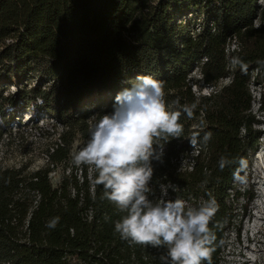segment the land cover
<instances>
[{"label": "trees", "instance_id": "1", "mask_svg": "<svg viewBox=\"0 0 264 264\" xmlns=\"http://www.w3.org/2000/svg\"><path fill=\"white\" fill-rule=\"evenodd\" d=\"M258 1L0 0V142L9 110L12 119L24 107L30 117L62 125L44 166L0 164V264H160L165 249L130 244L114 233L123 214L100 200L95 170L75 167L70 156L74 141L86 143L89 125L113 111L117 93L138 75L162 81L169 102L197 104L193 119L180 117L184 137L165 146L163 163L153 161L151 186L158 192L170 185L192 205L208 192L215 196L219 210L210 227L223 244L212 259L221 263L229 231L237 228L235 202L244 195L234 173L245 170L261 137L250 90L252 72L264 84ZM233 56L247 64L246 72L230 63ZM196 68L200 77L192 79ZM10 84L16 92L6 91ZM193 84L212 91L197 95ZM205 131L211 140L194 148L188 137ZM221 155L246 164L220 171ZM60 166L54 185L51 173ZM54 217H60L57 227L46 228ZM218 221L226 223L216 229Z\"/></svg>", "mask_w": 264, "mask_h": 264}, {"label": "clouds", "instance_id": "2", "mask_svg": "<svg viewBox=\"0 0 264 264\" xmlns=\"http://www.w3.org/2000/svg\"><path fill=\"white\" fill-rule=\"evenodd\" d=\"M230 63L247 71V64L238 56L231 57ZM258 63L264 65V61ZM130 83V88L117 93L113 111L89 125V138L70 154L71 163L95 170L93 183L103 189L100 200L109 201L123 214L114 221V233L122 240L165 249L159 256L160 264H213L212 255L223 244L210 227L219 210L215 196L208 192L207 199L192 205L179 196L167 198L170 185H160L159 197L151 186L153 161L163 163L165 146L184 137L180 117L193 119L197 104L167 101L163 82L151 75H138ZM205 127L200 121V130ZM211 138L210 131L188 137L194 148L206 146ZM217 164L224 171L235 164L243 167L246 162L221 155ZM59 221L60 217L51 218L45 226L55 229ZM225 223L218 221L214 228Z\"/></svg>", "mask_w": 264, "mask_h": 264}, {"label": "rangeland", "instance_id": "3", "mask_svg": "<svg viewBox=\"0 0 264 264\" xmlns=\"http://www.w3.org/2000/svg\"><path fill=\"white\" fill-rule=\"evenodd\" d=\"M262 8V15L255 20L259 25L264 21V0L258 1ZM235 46L231 43V49ZM192 79L200 77L198 68L193 70ZM251 73L250 90L253 98L252 114L258 120L254 128L261 131V137L256 144V151L249 156L245 170L234 179V185L244 195L235 202L237 228L229 231L227 245L220 264H264V84L254 80ZM230 81L224 78L220 84ZM198 94H209L211 86L192 85ZM9 93L16 92L17 86L10 84L6 87ZM11 111H7L8 123L0 142V164L9 167L27 165L30 169L44 166L48 161L47 149L58 139L62 125L54 118L31 116L28 108H20L12 119ZM56 124V126L54 125ZM85 144L77 138L73 143L72 153L78 151ZM62 174L61 166L51 173L52 182L57 185ZM160 190L155 192L160 196ZM182 198L172 187L168 188L169 199ZM154 198V197H150ZM183 199V198H182Z\"/></svg>", "mask_w": 264, "mask_h": 264}]
</instances>
